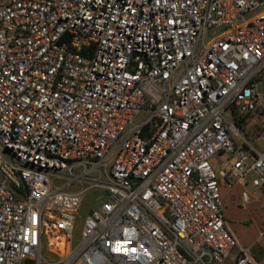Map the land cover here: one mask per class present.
<instances>
[{
	"label": "built area",
	"instance_id": "1",
	"mask_svg": "<svg viewBox=\"0 0 264 264\" xmlns=\"http://www.w3.org/2000/svg\"><path fill=\"white\" fill-rule=\"evenodd\" d=\"M260 7L0 0V264H258L220 184L264 195Z\"/></svg>",
	"mask_w": 264,
	"mask_h": 264
},
{
	"label": "rangeland",
	"instance_id": "2",
	"mask_svg": "<svg viewBox=\"0 0 264 264\" xmlns=\"http://www.w3.org/2000/svg\"><path fill=\"white\" fill-rule=\"evenodd\" d=\"M264 12V7H260L252 13L246 14V18L256 17ZM221 32L220 28H214L207 31L205 35V41L208 42L211 37H218ZM262 79L259 80V94L264 93V70L261 73ZM143 118V114H139L135 117L134 122L137 123ZM226 118L229 122L235 124L234 118L230 110L226 112ZM253 138H247L250 143L257 150L264 149V116H258L253 126H246V129H250ZM259 128V129H258ZM255 130L257 132L255 133ZM260 133L257 135V133ZM257 135V136H255ZM251 175L245 177L244 189L249 193L251 197L250 201L241 206L239 201V193L241 187H237V183L232 180L230 186L227 187L224 183H221L226 191L222 196V214L225 221L234 232L235 236L239 239L241 244L251 249L252 254L258 264H264V195L257 189L251 187ZM84 202L81 209V218L77 220L74 227L73 243L79 240L82 218L87 213L90 207L97 204L96 195L94 191H89L82 199ZM42 256L49 258V254L43 249Z\"/></svg>",
	"mask_w": 264,
	"mask_h": 264
},
{
	"label": "crops",
	"instance_id": "3",
	"mask_svg": "<svg viewBox=\"0 0 264 264\" xmlns=\"http://www.w3.org/2000/svg\"><path fill=\"white\" fill-rule=\"evenodd\" d=\"M244 185H245V183H243V184H241V183H237V187H241V191H240V193H239V201H240V205L241 206H244V204H246L247 202H249L250 201V199H251V197L249 196V193L244 189ZM226 187V186H225ZM225 187H223V185H221L220 184V196H221V198H222V196H223V193L226 191V189H224ZM227 187H229V186H227ZM246 194V198L245 197H243V194ZM252 200V199H251ZM221 201H222V199H221ZM223 205V204H222ZM228 224V223H227ZM229 226V225H228ZM229 228H230V226H229ZM230 230H231V228H230ZM232 231V230H231ZM232 233L234 234V232L232 231ZM234 236H235V234H234ZM236 237V236H235ZM237 238V237H236ZM237 240L239 241V239L237 238ZM239 243L241 244V242L239 241ZM243 245V244H242ZM244 246V245H243ZM245 247H247V246H245ZM249 248V247H248ZM249 250H250V252H251V254H252V251H251V249L249 248ZM252 256H253V254H252ZM254 257V256H253ZM234 256H231L225 263H223V264H234Z\"/></svg>",
	"mask_w": 264,
	"mask_h": 264
},
{
	"label": "trees",
	"instance_id": "4",
	"mask_svg": "<svg viewBox=\"0 0 264 264\" xmlns=\"http://www.w3.org/2000/svg\"><path fill=\"white\" fill-rule=\"evenodd\" d=\"M258 116H262V114L261 113H258ZM246 118H244V119H242L241 121H240V128L242 129V131H243V133H244V135L247 137V138H253L252 137V132L254 131V130H252L253 128H251V132H250V129H246V126H247V121L245 120ZM254 127V126H253ZM259 129V128H258ZM257 132V130H255V133ZM249 133H251V134H249ZM258 134H260L259 132L257 133V135ZM257 135H255V136H257ZM25 264V263H24Z\"/></svg>",
	"mask_w": 264,
	"mask_h": 264
},
{
	"label": "bare ground",
	"instance_id": "5",
	"mask_svg": "<svg viewBox=\"0 0 264 264\" xmlns=\"http://www.w3.org/2000/svg\"><path fill=\"white\" fill-rule=\"evenodd\" d=\"M58 246H61V244H59Z\"/></svg>",
	"mask_w": 264,
	"mask_h": 264
}]
</instances>
